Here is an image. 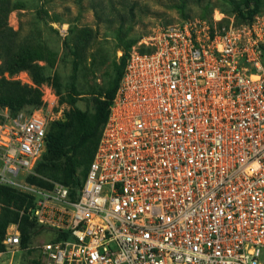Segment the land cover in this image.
I'll return each mask as SVG.
<instances>
[{
  "label": "built area",
  "instance_id": "1",
  "mask_svg": "<svg viewBox=\"0 0 264 264\" xmlns=\"http://www.w3.org/2000/svg\"><path fill=\"white\" fill-rule=\"evenodd\" d=\"M48 131L38 112L0 122V188L36 169ZM19 214L53 234L39 264H264V12L155 29L129 54L79 192L56 183Z\"/></svg>",
  "mask_w": 264,
  "mask_h": 264
},
{
  "label": "rangeland",
  "instance_id": "2",
  "mask_svg": "<svg viewBox=\"0 0 264 264\" xmlns=\"http://www.w3.org/2000/svg\"><path fill=\"white\" fill-rule=\"evenodd\" d=\"M263 12L264 0H0V25L6 30L0 34V83L6 79L41 92L38 106L24 97L22 107H1L0 122L38 112L48 119L51 132L80 111L90 129L108 76L121 71L122 56L139 48L155 29L188 19L230 22ZM14 63L18 66L8 69ZM66 165L62 160L47 169L37 167L15 187H2L14 193L0 192L1 223L20 213L37 190L71 181ZM74 165L73 175L81 181L88 161ZM52 237L44 230L30 249L0 252V264H39L37 247Z\"/></svg>",
  "mask_w": 264,
  "mask_h": 264
},
{
  "label": "trees",
  "instance_id": "3",
  "mask_svg": "<svg viewBox=\"0 0 264 264\" xmlns=\"http://www.w3.org/2000/svg\"><path fill=\"white\" fill-rule=\"evenodd\" d=\"M253 16H245L240 20H236L237 23H243L248 20H251ZM227 22V21H226ZM6 31L3 29V25H0V34L1 32ZM129 55L122 56V70L116 72V74H110L105 82L104 87L101 90V95H104L103 101H97V105L94 108V113L91 115L92 127L90 129H85L86 115L80 111H75L71 113L67 121L59 122L55 127L48 131V149L44 157L38 163L37 167L45 168L55 166L56 162L64 161L67 166V173L69 177L72 178V182H66L65 185L72 188L73 193H78L80 187L82 186L84 179L87 175L90 164L94 159L96 149L98 147L102 129L104 124L107 121L109 115V109L112 103L113 98L119 87V83L125 66L127 63ZM18 64H9L8 69L17 67ZM58 91V90H57ZM59 95L62 93L61 90L58 91ZM24 97H29L32 99L34 106H38L41 103V92L27 86H21L19 82L8 81L2 79L0 83V108L1 107H12L18 108L22 107L21 99ZM88 161V169L84 178L79 181L75 178L74 168L75 161ZM76 159V160H75ZM36 167V168H37ZM71 167V169L69 168ZM69 169V170H68ZM5 191L8 194H13L14 192L8 188H2L0 190ZM19 197H15L18 199ZM16 201V200H15ZM19 202H22V199H18ZM22 206L19 205V207ZM20 220L21 225V235H22V247L26 249L35 236L39 235L44 231V228L38 227L35 223L31 222L28 217L23 216L20 218L19 213H14L13 216L9 219L8 223L2 224L0 220V252L6 250L5 245L3 244L7 224L12 222H17ZM38 231V232H37Z\"/></svg>",
  "mask_w": 264,
  "mask_h": 264
}]
</instances>
